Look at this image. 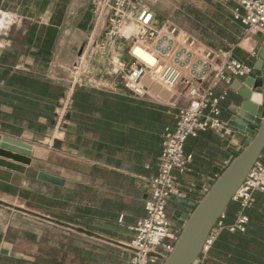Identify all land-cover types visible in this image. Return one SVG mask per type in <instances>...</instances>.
<instances>
[{
  "label": "crops",
  "instance_id": "obj_1",
  "mask_svg": "<svg viewBox=\"0 0 264 264\" xmlns=\"http://www.w3.org/2000/svg\"><path fill=\"white\" fill-rule=\"evenodd\" d=\"M63 1L61 5V0H0V20L4 24L0 27V136L32 146L31 166L25 167V173H13L9 183L0 179V264H127L134 239L132 228L145 216L148 181L157 174L163 141L159 154L150 156L133 147L128 139L122 143L103 139L79 120L65 117L72 93L78 87L71 86L68 63L59 60L64 30L75 21L72 42L82 44L80 50L86 48L87 52L90 46L104 42L108 17L91 6L92 0ZM58 10L60 23L55 25ZM142 10L151 12V27H159L156 14L137 0H132L127 9L132 19ZM222 13L230 31L216 32L230 39L212 50L206 49L219 55L213 60L214 65L224 62L220 56L223 54L252 68L257 51L264 47V32H249L233 21L229 12ZM51 29L56 36L47 48L46 37ZM124 43L116 39L101 50L93 47L90 56H83V77L96 78L101 85L96 89L122 94L123 87L108 76L107 70L114 56L126 64L133 63L122 50ZM19 75L29 80L40 76L64 84L54 122L20 120L18 102L29 101L30 94L25 96L15 87ZM145 83L151 85L147 80ZM208 83H213L215 96L226 90L222 82H214L212 77ZM154 93L156 96L150 93L147 98L167 106L174 117L177 109L186 106L180 101L173 107L171 95L163 99ZM234 97L235 91L229 88L220 103L224 122L229 123L233 117ZM184 151L192 160L186 173H175L178 190L183 199L197 202L240 151V140L201 132L186 141ZM39 171L59 177L63 185L38 182ZM177 200L171 197L166 207L170 222L173 213L191 210Z\"/></svg>",
  "mask_w": 264,
  "mask_h": 264
},
{
  "label": "built area",
  "instance_id": "obj_2",
  "mask_svg": "<svg viewBox=\"0 0 264 264\" xmlns=\"http://www.w3.org/2000/svg\"><path fill=\"white\" fill-rule=\"evenodd\" d=\"M131 1L92 0L94 9L108 17L104 42L94 48L101 50L116 39L131 42L128 54L133 63L126 64L118 57H112L107 70L108 76L120 79L123 89L136 97H150V86L154 84L173 92V107L180 101L186 104L178 109L175 128L163 140L157 174L148 181L145 216L132 228L134 239L129 246L127 264H161L165 254L172 251L179 234V230L167 218L166 207L171 197L183 199L175 173H186L192 160L191 155L184 151L185 142L188 138L207 131L222 139L235 137V130L220 118V103L229 91L233 78L250 76L252 68L226 58L223 54L220 56L224 58V62L215 66L213 60L219 55L208 50L199 51L196 40L185 34L181 35L176 27L169 25L158 31L154 30L151 27L152 14L148 10H142L136 19H132L127 11ZM210 1L227 9L232 19L249 32H264V0ZM133 23L135 30L126 33L123 29ZM135 45H139L156 59L154 67H149L134 55ZM83 74L81 57L70 70L71 86L100 87L97 80L84 78ZM210 77L214 82L220 81L226 86L221 96L214 95L213 83H208ZM144 80L151 85L144 83ZM64 110L65 107H62L61 112ZM256 193L264 194V150L232 199L239 206L234 223L225 226L222 215L202 254L208 250L220 231L225 229L234 233L245 230L248 219L244 211L252 206ZM202 261L199 257L195 264H202Z\"/></svg>",
  "mask_w": 264,
  "mask_h": 264
},
{
  "label": "trees",
  "instance_id": "obj_3",
  "mask_svg": "<svg viewBox=\"0 0 264 264\" xmlns=\"http://www.w3.org/2000/svg\"><path fill=\"white\" fill-rule=\"evenodd\" d=\"M213 6L217 11L228 14L227 9L217 4ZM57 13V18L53 20L55 25L60 23L61 11ZM224 33L221 32V35ZM55 36L56 31L49 30L47 48ZM14 85L25 96L27 92L30 94L29 101L23 99L18 102L22 114L20 120L29 123H39L40 120L54 122L55 110L59 109V100L65 92L63 83L44 80L40 76L29 80L19 75ZM177 115L178 109L174 117L167 106L156 104L147 97H136L125 89L118 95L82 86L74 89L65 117L79 120L103 139L115 143L128 139L133 147L146 151L150 156H157L166 134L175 128ZM124 125H127L125 129ZM158 163L159 158L157 171ZM238 211L239 206L231 202L223 214L225 226L234 223ZM244 214L248 219L245 230L234 233L225 229L220 231L208 250L200 256L202 264H264V194H254L252 206Z\"/></svg>",
  "mask_w": 264,
  "mask_h": 264
},
{
  "label": "water",
  "instance_id": "obj_4",
  "mask_svg": "<svg viewBox=\"0 0 264 264\" xmlns=\"http://www.w3.org/2000/svg\"><path fill=\"white\" fill-rule=\"evenodd\" d=\"M240 79V80H239ZM230 88L235 91L233 117L229 125L240 140V151L231 158L197 202L178 199L191 208L189 213H173L171 224L179 234L172 251L161 264H195L217 221L264 150V47L256 54L252 73L239 77ZM10 161V162H7ZM32 162V146L0 136V179L9 183L13 173L23 175ZM38 182L61 187L59 177L39 171ZM5 253V251H4Z\"/></svg>",
  "mask_w": 264,
  "mask_h": 264
},
{
  "label": "rangeland",
  "instance_id": "obj_5",
  "mask_svg": "<svg viewBox=\"0 0 264 264\" xmlns=\"http://www.w3.org/2000/svg\"><path fill=\"white\" fill-rule=\"evenodd\" d=\"M90 2L91 6H93L92 1ZM137 3L146 9L152 10L156 14L155 21L159 24V27L153 28L154 30L158 31L161 27L169 25L176 27L181 35L185 34L196 40L197 49L199 51H204L206 49L212 50L224 42H229L230 38L221 37L216 32V30L220 29H224L227 32L230 31L227 19L224 18L222 11H217V9L206 0H137ZM74 22L75 21L69 22V26L64 30L61 40L63 48L61 47L62 51L59 56V60L68 63L70 66L69 70H71L72 66L78 62L81 57L85 56V54L86 56H90L93 47H95L94 45L90 46L88 51L84 52L86 48L80 50L82 44L80 45L74 41L72 42L71 36L73 34L72 30L75 27ZM3 25L4 24H2L0 20V27ZM131 25L135 26V23ZM130 47V40L125 41L122 49L123 52L128 54ZM93 79L97 80L96 78ZM114 79L116 83L122 86V81L120 79ZM145 81L146 80H144V83ZM153 86L154 84L150 86V93L156 96L152 89ZM171 94H173V92H171Z\"/></svg>",
  "mask_w": 264,
  "mask_h": 264
},
{
  "label": "bare ground",
  "instance_id": "obj_6",
  "mask_svg": "<svg viewBox=\"0 0 264 264\" xmlns=\"http://www.w3.org/2000/svg\"><path fill=\"white\" fill-rule=\"evenodd\" d=\"M133 30H135L133 25H130L124 29L126 33L131 32ZM133 52L136 57H138L142 62H144L149 67H154L156 65V59L149 52L145 51L139 45H135L133 47ZM153 90L156 93H158L163 99H168L170 95H172L170 91L168 92V90L166 91V89L163 90L159 88L157 85L153 86Z\"/></svg>",
  "mask_w": 264,
  "mask_h": 264
}]
</instances>
